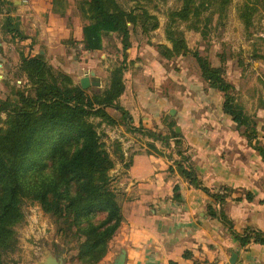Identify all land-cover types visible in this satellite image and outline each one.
Here are the masks:
<instances>
[{
	"label": "trees",
	"instance_id": "trees-1",
	"mask_svg": "<svg viewBox=\"0 0 264 264\" xmlns=\"http://www.w3.org/2000/svg\"><path fill=\"white\" fill-rule=\"evenodd\" d=\"M129 1L133 2L130 7L120 0L77 1L87 19L83 26L84 49H102L105 31L116 33L122 42L124 58L112 68L110 83L104 89L89 91L69 72L51 64L41 52L21 54L18 74L26 76L25 84L13 86L6 96L0 97V112L6 113L0 127V264H19L12 257L9 263L8 257L18 249L15 226L24 219L26 199L37 201L45 212L54 215L59 229L72 236L69 238L72 243L76 241L71 260L74 264L98 263L122 223V204L110 174L116 158L98 127L104 122L112 125L129 122L130 113L120 103V96L125 90L124 71L128 66L131 35L138 28L149 34L160 26L159 15L150 9V3L159 7L157 0ZM229 1L220 0L221 8ZM258 1L261 0L251 4L247 0L240 7L239 15L246 26L253 22ZM212 2L181 0L179 7L169 11L165 27L171 45L158 43L157 50L166 59L193 53L208 86L222 93L223 110L232 116L249 145L264 160V139L259 134L264 131V121L259 128L258 117L238 101L235 84L226 77L224 67L212 64L199 50H192L184 31L177 27L180 20L200 16ZM10 4L13 5L12 0H0V11L7 14L8 30H17L16 34L23 38L26 35L19 29V20L9 13L13 9ZM61 4L62 0H56L54 8ZM109 107L120 111L119 116L111 113ZM93 117L99 120L96 122ZM147 131L156 136L153 130ZM171 136L179 158L169 170H177L189 182L199 185L200 178L190 161L182 133L173 128ZM116 149L123 159L121 142L116 141ZM204 188L221 205L217 209L210 203V213L225 222L242 246L264 243V230L260 228L235 229L223 208L228 187H223L224 192ZM178 190L176 185V198L181 197ZM170 263L178 264L174 260Z\"/></svg>",
	"mask_w": 264,
	"mask_h": 264
},
{
	"label": "crops",
	"instance_id": "crops-1",
	"mask_svg": "<svg viewBox=\"0 0 264 264\" xmlns=\"http://www.w3.org/2000/svg\"><path fill=\"white\" fill-rule=\"evenodd\" d=\"M12 1L9 13L20 20L19 29L26 35L22 38L25 54L43 53L51 64L69 72L76 82V75L81 79L104 62L102 56L106 53L100 56V52L108 35L114 32H104L102 49H84L83 26L87 19L78 0H62L57 9L56 0ZM131 40L128 59L142 56L145 62L135 64L143 65L144 74L132 78L134 91L126 86L120 96L121 104L130 113L129 122L113 129H153L165 133L166 110L171 113L174 108L175 115L171 114L189 147L190 161L200 184L194 185L177 170H169L179 158L177 152L170 153L175 144L173 138L170 149H166L159 138L136 135L126 139L118 134L124 158L118 159L110 174L115 177L123 220L106 254L96 264H113L122 249L126 250L125 264H171V260L178 264H264V243L242 246L225 222L210 213V203L217 209L221 205L204 188L224 192L223 187H228L223 208L236 230L242 231L246 226L264 230V160L249 145L232 116L223 110L219 90L212 87L206 90L201 85L190 88L189 84L186 90L183 86L167 90L165 84L175 75L164 65L166 58L150 43L139 45L135 37ZM20 62L21 59L16 68ZM12 64L9 58H0L4 75H9ZM143 77L151 79L154 88L145 85ZM23 78L26 81L25 75ZM108 110L120 114L113 107ZM261 113L262 107L258 115ZM259 134L264 139V131ZM150 141H155L158 151L151 148ZM176 185L179 198L175 197ZM234 252L237 256L232 263ZM49 255L28 264H42Z\"/></svg>",
	"mask_w": 264,
	"mask_h": 264
},
{
	"label": "rangeland",
	"instance_id": "rangeland-1",
	"mask_svg": "<svg viewBox=\"0 0 264 264\" xmlns=\"http://www.w3.org/2000/svg\"><path fill=\"white\" fill-rule=\"evenodd\" d=\"M120 1L126 7H130L133 3L129 0ZM157 1L159 7L154 8L152 6L153 3H150V9L159 15L160 26L150 31L149 34L136 30L131 35V38H136V42L139 45L150 43L151 45H149L155 49H157L156 45L158 43L171 45L170 40L167 39L165 27L168 22L169 11L181 5V0ZM246 1L230 0L222 9L220 0H213L209 8L205 9L200 16H192L190 19L180 20L177 23V27L184 31V35L192 50H199L202 55L209 58L212 64L224 67L226 77L235 83V94L238 101L243 104L249 113L258 117L259 128H261L264 121V113L258 115V112L261 107L264 109V3L262 0L256 2L257 10L253 14V22L250 26H246L239 15L240 7ZM249 2L254 4V0H249ZM6 16L5 11H0V42H2L0 44V58H9L13 64L10 67L9 75H4V67L0 66V97L6 96L13 86H23L25 84L24 78L18 74L19 69L16 68V63L18 64L19 59H21V54L24 52L22 48H25V45L22 43L20 35L16 34L17 30H8ZM108 36L106 46L100 52V56L106 53L105 56H102L104 62L96 69V74L101 78V84L90 85L88 87L89 91L108 87L112 68L124 58L120 37L116 33ZM139 48L138 46L137 52ZM128 57L129 52L126 56L128 66L124 71L125 87L127 86L129 91H134L132 78L135 75L143 76L144 74L143 65L140 62L136 65L135 61L145 62V60L139 55L134 56L135 58L132 60H129ZM164 63L166 68L170 69L175 75L172 81L165 84L167 90L173 91L179 86H183L186 90L188 84L190 88L192 85H201L206 90L209 89L207 81L201 75L197 59L192 52L166 59ZM79 77L76 75L77 82H80ZM144 83L154 88L151 79L144 78ZM174 115L169 110H166L165 121L167 128L165 133H163V130L156 131L151 129L156 136L151 135L146 129L125 131H123L125 127H123V130L122 128L113 129L115 125L125 123L112 125L104 122L98 128L103 133V139L106 141L108 148L114 153L116 162H118L121 157L119 150L116 149V141L121 142V145H123L118 138L119 136H117L118 134H122L120 136L126 137V139H132L136 135L150 136L154 140L159 138L161 146L164 145L166 149H170V138H173L171 136L173 128L176 129V125H179ZM5 118L6 113L0 112V127L4 125ZM93 119L96 122L99 120L98 117H93ZM172 122L173 124H171ZM150 144L151 148L159 150L155 146V141H150ZM186 147L188 152L189 147L187 145ZM171 148L170 153L172 151L176 152L175 144ZM111 176L112 184L116 187L114 174ZM23 210L25 213L24 219L15 226L18 237V249L11 253L8 259L12 257L19 264H28L32 260H40L52 254L61 258L64 264H74L71 260L75 252L73 245L76 241L74 240L72 243L69 240L72 236L64 234L59 229V223L55 216L45 212L37 201L31 199L24 200ZM10 261L12 262L9 259V263H11Z\"/></svg>",
	"mask_w": 264,
	"mask_h": 264
},
{
	"label": "water",
	"instance_id": "water-1",
	"mask_svg": "<svg viewBox=\"0 0 264 264\" xmlns=\"http://www.w3.org/2000/svg\"><path fill=\"white\" fill-rule=\"evenodd\" d=\"M80 83L83 87H89L90 85H100L101 84V78L99 75L96 74V71L94 69L90 70V73L85 74L81 77ZM175 109H171V113H174ZM177 131H179V127H176ZM237 256V253L234 252L233 256L231 258V262H235V258ZM125 258H126V250L122 249V251L119 253V255L116 257L113 264H125ZM42 264H64L63 260L55 255H49L45 261Z\"/></svg>",
	"mask_w": 264,
	"mask_h": 264
}]
</instances>
